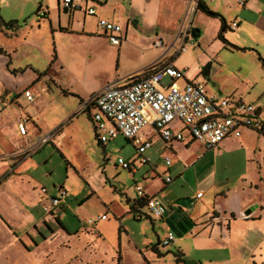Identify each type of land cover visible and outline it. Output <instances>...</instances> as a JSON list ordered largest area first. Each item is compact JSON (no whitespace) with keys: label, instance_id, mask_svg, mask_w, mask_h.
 I'll return each instance as SVG.
<instances>
[{"label":"rangeland","instance_id":"374dc122","mask_svg":"<svg viewBox=\"0 0 264 264\" xmlns=\"http://www.w3.org/2000/svg\"><path fill=\"white\" fill-rule=\"evenodd\" d=\"M41 1L46 0H0V17L6 22L34 23L37 3ZM75 1L82 5L85 3L84 0ZM88 3L98 11L107 13L114 10L112 0L102 6L91 1ZM127 17L124 10L119 20L121 26L128 24L129 29L141 26L137 18ZM35 26L31 32L29 30L30 36L35 33ZM44 27H47L46 24H41V30L46 29ZM41 34L39 39L46 37V33ZM2 46H15L14 49H5L12 61L10 70L30 66L32 70L46 74L40 79V85L30 88L32 103L27 102L24 95H14L19 99L18 104L12 107L13 116L9 118L5 114L1 119L3 122L28 115L46 132L53 125L52 120L59 117L57 109H69L79 103L77 99L59 93L49 78L65 89L89 91L102 85L108 73V70H98L94 64L93 67H86L90 51L95 49L89 45ZM217 48L216 45L211 46L203 57L198 55L201 50L197 47L196 52L189 56H174L176 68L183 71L193 66L199 70V78L205 82L210 95L241 98L245 103L259 107L264 115V70L258 60V55L264 60V45L253 47L254 52L247 53L222 48L216 51ZM13 50L16 53L12 54ZM54 52L63 67L74 62V67L81 70L82 78L62 76L58 68L50 66L55 60ZM169 81L168 78L163 79L165 85ZM5 98L9 104L12 98ZM19 112L21 115L17 116ZM32 125L28 122L27 129H32ZM12 135L15 136V133ZM39 138H35L32 146L29 145L31 148L24 152L26 156L31 154L22 168L35 182V196L39 192L43 194V202L34 206L25 204L30 207L26 210L33 214L35 221L43 218L51 230H60L65 236L72 234V238L61 241H55L58 237L53 238L41 248L42 254L31 255L21 248L7 226L0 221V248H4L0 264H264V135L244 130L239 139L224 140L212 149H206L198 142H192L188 147L175 145L174 151H165L171 160L169 167L157 152L161 146L159 141L144 154L152 166L140 168L134 176L121 169L116 162L118 158L125 161L132 159L136 154L135 147L121 136L104 146L100 145L93 125L85 115L72 118L61 130L54 132L52 142L38 146ZM3 144L5 138H0V146ZM16 147L5 149L11 151ZM166 177L172 182L164 186ZM135 184L149 194L158 193L157 199L166 209L165 220H138L134 213L127 210L126 204L130 201L126 198L131 201L136 199ZM60 187L67 193L62 200ZM199 192H204L202 199L196 197ZM52 199L60 201L51 207ZM208 199L215 201V209L222 217L217 225L222 222L223 237L228 236L225 218L228 220L233 214L238 221L235 226L234 223L231 225L233 229L228 242L218 240L215 243H220L221 248L194 246L195 239L214 233L215 228L212 231L206 227L211 218L210 211L204 207ZM8 206L6 202L0 205V214L5 222L14 227L17 234L29 238L26 235L29 225L22 213L19 210L14 213ZM241 206L242 209L248 206L245 211L258 206L251 214L259 220L243 222L245 218H239L238 213ZM172 210L173 217L169 216ZM143 212L148 215L146 208ZM102 215L107 219L88 225L89 220ZM188 219L193 220L197 227L183 233L178 224H184ZM47 225L40 226L44 236L50 235ZM166 229L174 234L175 241L163 247L158 243L166 235ZM214 236L218 234L215 232ZM36 237L41 240L38 235Z\"/></svg>","mask_w":264,"mask_h":264},{"label":"crops","instance_id":"0c3cea01","mask_svg":"<svg viewBox=\"0 0 264 264\" xmlns=\"http://www.w3.org/2000/svg\"><path fill=\"white\" fill-rule=\"evenodd\" d=\"M90 1L95 2L99 6L107 5L108 2V0ZM60 2L61 0L38 2V8L42 6L46 10V17L39 21L35 20L34 23L24 24L23 27L16 32H4L0 29V49L3 52L2 54L0 53V81L2 80L1 82L3 83V86H1L3 93L0 91V95L5 100L4 107L0 111V138H5V144L0 146V205L6 202L10 210L12 209L14 213L18 210L22 213L24 221L29 225V231L26 234L29 238H24L23 235L20 236L17 234L15 228L10 227L1 214L0 221L7 226L10 235L20 243L21 248L31 255L37 253L39 255L42 254L40 252L41 248L46 246L45 243L53 238L55 239L58 237L55 241L70 240L72 238V234L66 233L67 235L65 236L60 230H51L47 225V221L43 218L35 221L33 214L26 210L30 208L26 205L34 206L36 203L41 204V202H43L41 200L43 194L39 192L40 194L38 193L37 197L35 196V182L23 171L24 168H22V165L26 163L27 157L31 154L30 152L28 156H26L24 152L31 148L35 138L50 132H58L63 125H67L72 118L85 115L81 113L82 106L93 94L107 86L120 85L129 77L142 73L153 64H172L176 68L174 56H176V58L181 55L189 56L191 53L193 54L196 52L195 47L201 50L199 51L200 53H198L201 57L206 55L211 46L214 47L216 45L218 47L216 51L220 48L224 50V44L218 37L221 26L220 20L208 17L196 10L198 2L204 3L210 10L223 17L226 26L223 37L229 44L238 48L247 49H254L253 47L264 45V0H112L111 4L114 6L113 12L108 11L106 13L96 9V14L94 16H85L83 12L65 11L62 9ZM124 10L128 15L127 18H137L139 21L138 24H142L141 26L130 29L128 24H126L125 27L122 26L123 30L122 33H120V38L123 37V39L120 45L115 46L109 42L104 31L98 26V20L107 19L120 25L119 20H121V15ZM205 18L210 19V21H205ZM43 23L46 24L47 27L41 30V24ZM232 23L236 24L234 29L231 28ZM34 26L36 27V31L30 36L28 32L29 30L31 32ZM42 32L46 33V37L39 39ZM48 34L50 35L49 38L47 37ZM2 45H89V47L95 49L93 52L90 51V60L87 62L86 67H93L94 64L98 70L102 72L108 70V73L105 75L102 85L90 89L89 91H83L82 89H65L54 84L49 78V82L59 90V93L63 95L62 92L66 91L67 93L73 94L76 96L73 98L77 99L79 103L75 106L73 105L69 109H57L59 117L52 120L53 125L46 130V132H44L30 116L25 115V117L31 119L30 122L34 125H32V129H27L26 136H20L17 129V121L20 118H16L12 122H3L1 119L5 114H7L9 118L13 116L12 112L14 109L12 107L18 104L19 101L18 98H14V95H23V91H30L31 87L40 85L42 82L40 79L42 77L45 78L46 74L42 75L32 70L30 66H26L24 69L10 70L9 66L12 61L5 49L8 50L10 47L14 49L15 46H7L4 48ZM179 45H185V51L179 55H174L173 52ZM190 49L192 50L190 51ZM247 52L252 51L239 53ZM14 53H16V50L12 51V54ZM52 65L54 68H58L57 70L62 76L74 79L82 78L81 70L74 67V62L67 65V67H63L58 59L55 58V60L50 63V66ZM183 71L185 72L184 79L180 80L179 83L194 80L203 82L202 79L199 78V70H195L193 66L183 69ZM5 97L12 98L9 104H7ZM19 115H21V112H19L17 116ZM172 125L177 129L180 128L178 124ZM37 130L38 132L36 134ZM13 133H15V136L12 135ZM141 133L153 141L152 148L155 147L156 142L160 141L159 143L161 146L157 151L160 157H168L165 155V151H174L175 145L182 144L180 142H174L171 146H165L152 127L144 128ZM12 136L16 141L12 139ZM9 146H15L16 149L11 151L5 149ZM184 147L186 146L184 145ZM18 157L20 159H18ZM144 166L146 165L137 168L133 176ZM149 166H152L151 162ZM30 185L32 188H30ZM3 186L6 188L3 189ZM144 192L148 196L157 198L158 193L149 194L145 189ZM126 199L130 201L128 205L126 204V208L131 213H134L136 219H154L143 212L144 207H135L133 205L134 200L131 201L129 198ZM209 202L211 203L209 204ZM132 206L133 208H131ZM215 206V201L210 199L206 200L204 203V207L208 209L211 214L210 221L206 222L208 225H206V223L205 225L207 228H211L212 231L213 228L215 229L213 234L202 236L194 240V246L197 248L205 247L206 249H213L223 247L220 243L218 245H215V243L218 242V240L228 242L233 229V227L231 229V225L234 223L235 226L238 222L233 214H231L233 216H231L232 218L228 220L225 218L224 221L226 222L228 236L223 237L221 231L222 222L220 221L217 225V222H219L222 217L219 216V212L215 209ZM242 207L243 206H241L238 213L240 215L239 218H245L243 222L259 220L255 218V214H251L258 209V206L252 207L249 211L244 210L248 206H245L243 209ZM137 215L139 217H137ZM173 215L172 210L169 216L173 217ZM165 218L166 213L162 219L158 220L163 221ZM56 221L58 220L56 219ZM42 225L43 227L47 225V228L50 230L49 236L41 234L40 226ZM195 227H197V225ZM60 228L65 231L62 226H60ZM215 232L218 236H214ZM36 235L41 238L40 241H38ZM22 242L25 243L22 244ZM171 244H173V242ZM3 250L4 248H0V257Z\"/></svg>","mask_w":264,"mask_h":264},{"label":"built area","instance_id":"2783aa9c","mask_svg":"<svg viewBox=\"0 0 264 264\" xmlns=\"http://www.w3.org/2000/svg\"><path fill=\"white\" fill-rule=\"evenodd\" d=\"M82 5L75 0H62L60 5L63 10L69 12L81 11L85 16H94L96 7L89 6L90 0H84ZM92 2V1H91ZM46 17V10L40 6L35 14L37 21ZM98 26L104 31L112 45H120L123 27L117 23L99 19ZM236 27L232 23L231 28ZM185 51V45H179L174 50V55ZM185 72L175 68L172 64H153L142 73L129 77L120 85L107 86L93 94L82 106L81 111H88L96 136L102 145L118 136L128 140L136 150L135 156L125 161L118 158L117 164L123 170L134 174L138 164L149 165L150 160L144 157L147 150L153 147V141L141 133L144 128L152 127L158 138L165 146H171L174 142H180L187 146L192 142H198L206 149L217 147L227 139H238L243 130H249L259 135H264V115L259 108L245 103L235 97H220L210 95L206 85L200 81H184ZM170 81L167 85L163 79ZM28 102H33L30 91H23ZM5 100L0 95V111L4 107ZM29 117H23L17 121V129L20 136H26ZM172 124L180 125L177 129ZM54 133L39 138L38 146L51 142ZM164 164L169 167L171 160L163 156ZM172 180L166 177L165 185ZM60 199L66 196V191L59 188ZM135 207L141 208L142 203L147 213L154 219H162L165 207L152 196L145 194L143 187L135 184ZM203 192L197 193V198H202ZM60 200H51L54 207ZM211 202H209L210 204ZM45 211L50 212L47 207ZM137 217H139L137 215ZM106 220L103 215L97 219L89 220L88 225H95L99 221ZM175 236L168 231L160 242L161 246H168L174 242Z\"/></svg>","mask_w":264,"mask_h":264},{"label":"trees","instance_id":"16d2710c","mask_svg":"<svg viewBox=\"0 0 264 264\" xmlns=\"http://www.w3.org/2000/svg\"><path fill=\"white\" fill-rule=\"evenodd\" d=\"M38 9H37V11H38ZM196 10L200 11L201 13H203L204 15H206L208 17L216 18V19L220 20L221 26H220V31H219L218 37L223 42L225 49H227L229 51H235V52H246V51H253L254 52L253 49L238 48V47H236L234 45H231L224 39L223 33L226 31V26H225V21H224L222 16H220L219 14H217V13L213 12L212 10H210L202 2H198L197 3ZM22 25L23 24L19 23L18 21H15V20L6 22L0 17V29H1V31H4V32H16L17 30H19L22 27ZM0 53L1 54L3 53L1 49H0ZM53 58H55V52L53 54ZM258 60L260 61L261 65H262V68L264 70V60L259 55H258ZM62 93L65 96L76 97L75 95L67 93L66 91H63ZM81 113H84L88 117L89 121L91 122V119H90V116H89V112L87 110L86 111H81ZM91 124H92V122H91ZM95 137L97 138L96 133H95ZM97 140H98V138H97ZM126 141H128V140H126ZM98 142H99V140H98ZM99 144L102 145L100 142H99ZM102 146H104V145H102ZM186 147H188V146H186ZM138 205L143 207L142 203H138ZM131 208H133V206ZM178 226L182 230L183 233H187L192 227L196 226V224L191 219H188V220L185 221L184 224L183 223H179ZM158 244H157V246H158ZM154 251H156V253H157L156 249H154Z\"/></svg>","mask_w":264,"mask_h":264}]
</instances>
